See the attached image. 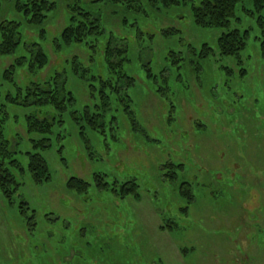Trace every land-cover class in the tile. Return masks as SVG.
I'll list each match as a JSON object with an SVG mask.
<instances>
[{
	"label": "rangeland",
	"instance_id": "374dc122",
	"mask_svg": "<svg viewBox=\"0 0 264 264\" xmlns=\"http://www.w3.org/2000/svg\"><path fill=\"white\" fill-rule=\"evenodd\" d=\"M47 1L53 7L34 24L27 0H0V23H19L21 37L17 51L0 54L4 136L19 163L11 203L0 191V264H130L136 256L132 264L157 256L156 264H264V34L252 0L237 5L231 27L247 37L232 57L219 53L226 29L196 25L188 0L158 10L146 3L139 13L113 0ZM81 11L102 34L65 45L62 31ZM112 36L134 79L122 82V101L105 61ZM34 42L47 54L44 67L30 68ZM205 43L212 50L202 58ZM55 74L72 97L64 112L8 99ZM28 116L47 119L50 130L28 131ZM28 153L41 154L47 179H32ZM72 177L88 184L85 193L68 187ZM129 180L140 197L118 195ZM185 182L191 201L180 194ZM169 221L176 227L163 230Z\"/></svg>",
	"mask_w": 264,
	"mask_h": 264
},
{
	"label": "trees",
	"instance_id": "16d2710c",
	"mask_svg": "<svg viewBox=\"0 0 264 264\" xmlns=\"http://www.w3.org/2000/svg\"><path fill=\"white\" fill-rule=\"evenodd\" d=\"M187 2V0H184ZM191 4V11L193 19L196 25L200 27H221L226 29L218 37L217 43L219 48V53L221 56H237L240 51L245 48L247 30L241 31L235 27H231V24L236 18V8L240 0H188ZM114 3L126 4L129 6V9H133L135 12H142L145 8L154 7V10L160 9V7L171 6L183 2V0H113ZM255 11L258 12L257 24L261 27L262 33L264 34V0H252ZM47 0H27L25 6L23 7L26 14L30 13V22L34 24H39L43 19V13L48 6L53 7V3ZM130 3L133 4V7L130 8ZM146 3L148 4L146 7ZM50 4V5H49ZM135 4L137 5L136 7ZM160 6V7H159ZM78 10L77 5H74L73 11ZM141 10V11H140ZM83 15L80 21H75L73 18L71 28H66L62 31L61 40L65 45L71 43H79L83 40L84 36L89 33L92 36L99 37L102 32H98V23L97 18L91 19L90 14L81 11L78 12ZM249 15H253V11L247 12ZM19 23L15 21H3L0 23V54L3 55H12L15 51L18 50V47L21 46V37L18 31ZM55 48L58 49V43L55 42ZM114 37L109 38L106 46L104 48L105 61L108 69L115 74L114 80L112 79V92H114L117 97L122 101L124 96L121 93V86L123 83L130 86L133 84L134 79L126 75L123 70V62H125V49L118 47ZM114 45V47H112ZM26 50L28 43H23L22 45ZM33 48V49H32ZM34 50V51H32ZM212 48L208 44H203L201 47L200 57L204 58L209 55ZM28 51V50H27ZM30 51V49H29ZM31 61L30 68H41L46 65L47 54L44 52L40 44L34 42L31 46ZM22 60L16 61L15 64L20 65ZM11 66V65H10ZM15 65L11 66L8 71L4 74V78L9 81L10 76L14 71ZM104 88V84L102 85ZM18 93L14 98L10 96L8 99L14 104L18 103L24 106H34L42 110V107L52 106L57 113H62L67 108V104L72 100L70 96L71 93L67 92L64 88V80L59 74H55L53 82H48L47 84L41 83H32L24 88L22 91L20 88H17ZM23 92V93H22ZM101 106L104 108L109 103V97L104 93L103 89L99 91ZM126 113H132L127 106H125ZM39 110V111H40ZM38 111V110H37ZM83 113H89L88 107L84 108ZM103 113V112H100ZM87 116V115H86ZM95 115V121L90 117V124L95 127L98 120ZM98 117H100L98 115ZM8 118V112L4 104H0V191L3 196L11 203V196L17 190L19 183L15 179L12 169H14L19 163L18 160L14 157L15 151L10 141L4 136V129L6 126V120ZM28 131H40L44 132L50 130L51 122L47 119H37L35 116L27 117L26 124ZM39 145L43 147L41 141L35 142V146ZM174 166L173 164H171ZM182 166V164L178 165ZM28 171L32 179L36 182H40L42 179L48 178V169L45 160L40 153H28ZM68 187L72 190H75L77 193H85L88 188V184L83 180L72 177L68 181ZM185 186V187H184ZM120 192L118 195L121 197L131 195V197L138 198L140 197L138 184L134 180H129L125 182L120 187ZM191 186L189 183H183L180 188V194L187 196L191 201ZM22 204H25V201H21ZM166 224V223H165ZM163 230L173 229L176 227V222L169 221L165 227L160 226ZM123 253L121 256L123 257ZM136 255H140L137 253ZM137 257V256H136ZM136 257L131 259L135 261ZM113 258V257H112ZM113 260L109 258L106 259L108 263ZM130 261V264L132 262ZM161 262V258L156 257V259H149L150 264H156V262ZM79 263V262H78ZM80 264V263H79Z\"/></svg>",
	"mask_w": 264,
	"mask_h": 264
},
{
	"label": "crops",
	"instance_id": "0c3cea01",
	"mask_svg": "<svg viewBox=\"0 0 264 264\" xmlns=\"http://www.w3.org/2000/svg\"><path fill=\"white\" fill-rule=\"evenodd\" d=\"M233 255H234V253H233ZM211 264H213V263H211Z\"/></svg>",
	"mask_w": 264,
	"mask_h": 264
}]
</instances>
